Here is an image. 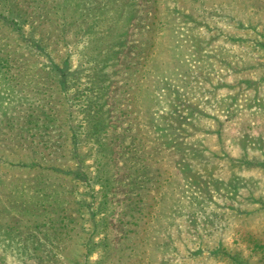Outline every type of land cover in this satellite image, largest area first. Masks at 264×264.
Wrapping results in <instances>:
<instances>
[{
	"label": "rangeland",
	"instance_id": "rangeland-1",
	"mask_svg": "<svg viewBox=\"0 0 264 264\" xmlns=\"http://www.w3.org/2000/svg\"><path fill=\"white\" fill-rule=\"evenodd\" d=\"M0 264H264V0H0Z\"/></svg>",
	"mask_w": 264,
	"mask_h": 264
}]
</instances>
